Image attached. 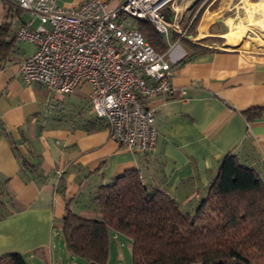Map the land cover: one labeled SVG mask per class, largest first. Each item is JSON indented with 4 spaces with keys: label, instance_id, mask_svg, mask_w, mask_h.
Returning a JSON list of instances; mask_svg holds the SVG:
<instances>
[{
    "label": "crops",
    "instance_id": "obj_1",
    "mask_svg": "<svg viewBox=\"0 0 264 264\" xmlns=\"http://www.w3.org/2000/svg\"><path fill=\"white\" fill-rule=\"evenodd\" d=\"M84 1L57 0L64 8ZM99 1L112 10L125 0ZM231 1L177 0L168 13L182 35L159 34L164 51L177 44L185 57L172 65L176 93L142 101L154 111L157 137L152 152L137 153L109 138L106 123L90 108L88 85L60 94L20 78V66L35 46L16 32L31 17L14 0H0V27H7L0 34V257L20 253L29 264H57L51 257L61 228L56 221L66 203L90 199L99 185L126 170H136L182 212H193L205 199L228 154L264 177V57L227 43L225 34L235 26L227 14ZM21 158L37 165L31 179ZM81 213L93 217L95 209Z\"/></svg>",
    "mask_w": 264,
    "mask_h": 264
},
{
    "label": "built area",
    "instance_id": "obj_2",
    "mask_svg": "<svg viewBox=\"0 0 264 264\" xmlns=\"http://www.w3.org/2000/svg\"><path fill=\"white\" fill-rule=\"evenodd\" d=\"M14 1L31 17L16 37L35 46L20 66V78L60 94L88 85L90 108L106 123L109 138L129 152H152L157 137L154 111L142 101L176 93L172 65L185 52L177 44L157 52L134 21L148 22L165 38L169 32L182 35L178 22L168 20L177 0H125L112 10L99 0L71 8L57 0ZM33 21L38 23L32 28Z\"/></svg>",
    "mask_w": 264,
    "mask_h": 264
},
{
    "label": "trees",
    "instance_id": "obj_3",
    "mask_svg": "<svg viewBox=\"0 0 264 264\" xmlns=\"http://www.w3.org/2000/svg\"><path fill=\"white\" fill-rule=\"evenodd\" d=\"M137 22L145 40L164 52L152 26ZM1 27L0 34L6 33L7 27ZM20 165L27 180L36 175V164L21 158ZM89 200L93 217L66 203L57 237L69 254L90 264L106 263L110 230L130 239L132 264H264V177L234 155L221 160L205 199L193 212H182L172 198L145 185L136 170L99 185ZM0 264L29 260L10 253L0 257Z\"/></svg>",
    "mask_w": 264,
    "mask_h": 264
},
{
    "label": "rangeland",
    "instance_id": "obj_4",
    "mask_svg": "<svg viewBox=\"0 0 264 264\" xmlns=\"http://www.w3.org/2000/svg\"><path fill=\"white\" fill-rule=\"evenodd\" d=\"M261 1L264 2V0ZM255 8L256 9L250 8L249 3L243 0L231 1L227 14H229V18L232 19L235 25L232 27V30L239 29L244 24H247V30L245 29L244 33H235L234 37L231 36L228 40L230 41L229 45L231 46H236L238 43H241L238 47L239 49L243 50L246 46L247 49L251 51L249 54L254 57H264V12L258 7ZM134 22L138 25L137 21ZM69 202L70 207L76 213L85 214L84 216H87L88 214L81 213L82 210L93 211L94 209V204L89 201V197L84 200L73 198ZM56 223L60 224V219H58ZM57 230L58 228H55V234ZM54 247L51 257H53V260H55L57 264H90L69 254L65 250L62 240L56 236L54 238ZM105 264H132L131 241L129 238L116 234L112 230L109 231V253Z\"/></svg>",
    "mask_w": 264,
    "mask_h": 264
},
{
    "label": "bare ground",
    "instance_id": "obj_5",
    "mask_svg": "<svg viewBox=\"0 0 264 264\" xmlns=\"http://www.w3.org/2000/svg\"><path fill=\"white\" fill-rule=\"evenodd\" d=\"M249 7L250 8H252V9H256L255 7H258L259 9H261L263 12H264V3H262L261 1L259 2V3H256V4H249ZM247 9H248V7H247ZM251 13H253V12H251ZM255 22V21H254ZM253 22V23H254ZM260 22V21H259ZM241 23V22H240ZM243 24V23H242ZM234 25V24H233ZM251 25V24H250ZM247 24H244V25H242V27L241 28H239V29H236V30H234V31H231V32H229V33H227V34H225V37L227 38V43L229 44L230 43V41L228 40V39H230V37L231 36H233L234 37V34L235 33H244V31H245V29L247 30ZM255 26V25H254ZM260 27V26H259ZM251 29V28H250ZM260 31V30H259ZM251 32V31H250ZM257 32V31H256ZM263 35V34H262ZM236 38V37H235ZM260 41H261V39H260ZM238 45H241V43H238ZM236 47V46H235ZM249 47V46H248Z\"/></svg>",
    "mask_w": 264,
    "mask_h": 264
}]
</instances>
